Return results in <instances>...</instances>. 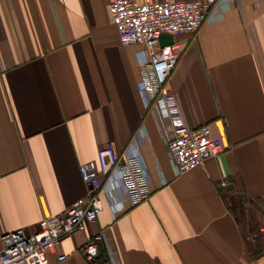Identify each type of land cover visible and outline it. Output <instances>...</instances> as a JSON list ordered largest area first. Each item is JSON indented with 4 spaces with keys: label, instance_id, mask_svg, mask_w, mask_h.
Listing matches in <instances>:
<instances>
[{
    "label": "crops",
    "instance_id": "0c3cea01",
    "mask_svg": "<svg viewBox=\"0 0 264 264\" xmlns=\"http://www.w3.org/2000/svg\"><path fill=\"white\" fill-rule=\"evenodd\" d=\"M173 42L167 86L184 122L209 126L223 147L180 176L171 130L138 92L141 47L120 45L108 0H0V237L35 234L85 198L79 167L109 144L139 151L149 199L130 208L118 183L100 193L96 222L47 264H89L78 249L100 231L121 264H264V0H216L193 37ZM109 195L124 209L115 217Z\"/></svg>",
    "mask_w": 264,
    "mask_h": 264
},
{
    "label": "built area",
    "instance_id": "2783aa9c",
    "mask_svg": "<svg viewBox=\"0 0 264 264\" xmlns=\"http://www.w3.org/2000/svg\"><path fill=\"white\" fill-rule=\"evenodd\" d=\"M215 1L149 4L135 0H108L111 22L120 45L141 47L137 53L138 92L144 108L152 110L158 122L171 130L165 143L177 176L202 167L207 160L219 156L223 147L220 140L212 137L209 126L194 129L186 126L176 96L167 86L182 48L175 42L162 47L160 37H193L206 21ZM79 174L86 187L85 198L74 202L61 215L42 219L35 234L17 230L1 236L0 264H47L48 256L55 254L62 239L81 233L87 225L96 222L103 211L99 194L111 193L117 183L130 208L146 202L151 195L150 174L135 147L117 153L107 144L98 150L96 161L80 165ZM107 199L114 217L124 210L114 207L111 195ZM78 253L89 264H97L100 254L108 264H121L106 231L95 234L78 249ZM66 258V255H60L57 261Z\"/></svg>",
    "mask_w": 264,
    "mask_h": 264
},
{
    "label": "water",
    "instance_id": "95a60500",
    "mask_svg": "<svg viewBox=\"0 0 264 264\" xmlns=\"http://www.w3.org/2000/svg\"><path fill=\"white\" fill-rule=\"evenodd\" d=\"M173 43V37L169 36V35H162L160 37V45L163 46H167V45H171Z\"/></svg>",
    "mask_w": 264,
    "mask_h": 264
}]
</instances>
